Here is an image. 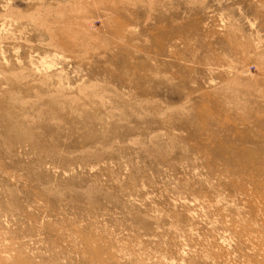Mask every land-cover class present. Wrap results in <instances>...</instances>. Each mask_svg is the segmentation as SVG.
Wrapping results in <instances>:
<instances>
[{
    "label": "rangeland",
    "instance_id": "rangeland-1",
    "mask_svg": "<svg viewBox=\"0 0 264 264\" xmlns=\"http://www.w3.org/2000/svg\"><path fill=\"white\" fill-rule=\"evenodd\" d=\"M0 264H264V0H0Z\"/></svg>",
    "mask_w": 264,
    "mask_h": 264
}]
</instances>
